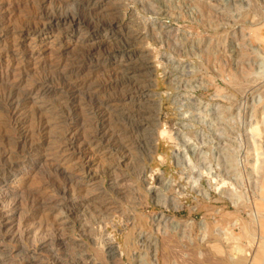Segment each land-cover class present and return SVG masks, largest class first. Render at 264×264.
<instances>
[{"label": "rangeland", "instance_id": "obj_1", "mask_svg": "<svg viewBox=\"0 0 264 264\" xmlns=\"http://www.w3.org/2000/svg\"><path fill=\"white\" fill-rule=\"evenodd\" d=\"M29 2L39 18L25 17ZM0 3L1 264H264V0ZM114 71L145 88L115 145L67 120L5 172L18 138L1 126L9 99L50 116L62 76L95 89ZM43 78L52 92L24 97ZM83 91L68 102L76 121L91 98H124Z\"/></svg>", "mask_w": 264, "mask_h": 264}, {"label": "bare ground", "instance_id": "obj_2", "mask_svg": "<svg viewBox=\"0 0 264 264\" xmlns=\"http://www.w3.org/2000/svg\"><path fill=\"white\" fill-rule=\"evenodd\" d=\"M20 0H10V3H12V10L17 13V8L21 7L20 5H18L17 3ZM22 2V0H21ZM63 2V1H62ZM35 3V4H34ZM64 3V2H63ZM1 4V3H0ZM11 5V4H10ZM1 6V5H0ZM70 6V5H69ZM13 8L15 10H13ZM22 8V7H21ZM40 5H36V2H33V4H27L26 5V10L27 12H25V17H27V19H37L36 17L39 18V15L41 16L40 12ZM47 9V8H46ZM23 11V10H22ZM76 12V11H75ZM6 13V12H5ZM20 13V12H19ZM50 14V13H49ZM45 14L43 13L42 16H44ZM74 15H77L74 13ZM70 16L67 15L66 13H64L63 15L59 14V12L54 11L53 14H51L49 16V20L56 18L57 20H65L67 17H69V19H73L75 16ZM3 16V15H2ZM11 16V15H10ZM47 16V15H46ZM9 17L8 15L6 16V18ZM15 17V16H14ZM35 17V18H34ZM3 18V17H2ZM1 18V19H2ZM83 18V17H82ZM19 19V18H18ZM3 20V19H2ZM7 20V19H6ZM10 19H8L9 21ZM13 20V19H12ZM16 20V18H15ZM20 20V19H19ZM18 20V21H19ZM48 20V21H49ZM77 20L80 22L82 21V19H78ZM88 20V19H87ZM98 21V20H97ZM13 22V21H12ZM15 22V21H14ZM33 22V21H32ZM92 22V21H91ZM25 23V22H24ZM94 23V22H93ZM92 23V24H93ZM106 23V22H105ZM31 24V23H30ZM36 24H38L36 22ZM89 24V22L87 23ZM11 25V24H10ZM86 25V23H85ZM36 26V25H35ZM43 26V25H42ZM8 27V22L7 25L2 27V31H4L5 29L7 30ZM107 25L105 24H95L91 27L92 30H97L100 28H106ZM14 29V28H13ZM5 30V31H6ZM2 33V32H1ZM25 33V32H24ZM6 34V33H5ZM7 46V45H6ZM2 48V47H1ZM0 48V49H1ZM1 52V51H0ZM13 53V52H12ZM87 54V53H86ZM77 59V58H76ZM39 60V59H38ZM40 61V60H39ZM51 63V62H50ZM18 64V63H17ZM33 64V62H32ZM12 65V64H11ZM21 65V64H20ZM17 65V66H20ZM46 65V63H45ZM71 65V64H70ZM49 66V65H48ZM39 67V65H38ZM42 67V66H41ZM64 67V66H63ZM97 68V67H96ZM17 69V68H16ZM68 70V67L66 68ZM101 68H98V70H100ZM113 69H111L112 71ZM92 71V70H91ZM102 71V70H101ZM110 71V70H109ZM18 73V72H17ZM22 73V72H21ZM103 73V72H102ZM113 76L111 75L110 77H107L106 82H108V85H105L104 87L101 84H96L97 86H95V89L92 88L90 85H87V81H78L76 79H73L71 77H61L60 78V83L59 85H61L63 87V91H64V97H62L64 101L63 107L61 110L60 109H56L52 108V113H50V116H46L45 114H38V112L35 111L33 112H22V102L21 99L17 100V97L11 98L8 100L7 104V111H6V117H7V122L5 120L6 124H3L1 126H3V128H5L4 125H6V127L11 128L14 132H16L18 134V138L17 141L14 143V149H10V150H5L3 152V156L4 159L3 162L6 164L5 165V172H9L8 170H10L11 168H15L17 165H19L21 163H24L23 160H27L28 159V155L29 152L28 151H24V148L26 146L27 143H29L30 145L36 146V148H40L41 146H43L44 144L47 145L50 142H52L55 138L54 133L52 132L54 130V128H60L62 127L61 124H65L67 120L70 121V123H73L72 127H68V131L71 132V130L78 132L79 130H83L85 132H91L92 133V138L97 139L101 142L105 141V143L107 144H111V142L114 144V142H118V137L119 134H117V132H121L122 130L126 131V129L134 127L135 124L138 122L137 121V117L139 116L138 114V109H136V107L138 106V104L135 106L133 104V102H139L140 98L144 97L143 93H141V88L143 87H138V86H133V82L131 83L130 81L124 82L122 84L117 83L118 81H122L125 80V77L123 78L121 76V74L119 72H113ZM16 74V73H15ZM69 74V73H68ZM105 74V73H104ZM22 75V74H21ZM110 75V73H109ZM106 76V75H104ZM102 76V77H104ZM124 76V75H123ZM49 77V76H48ZM101 77V78H102ZM131 77V76H130ZM22 78V77H21ZM76 78V77H74ZM105 78V77H104ZM10 79V78H9ZM17 79V78H16ZM81 79V78H80ZM86 79V78H85ZM84 79V80H85ZM100 79V78H99ZM131 79V78H130ZM83 80V79H82ZM111 80H116V82L112 83ZM14 81V80H13ZM34 81V80H33ZM36 81V80H35ZM104 81V79H103ZM2 82V81H1ZM25 82V81H24ZM101 82V80H100ZM123 82V81H122ZM15 83V82H14ZM52 83L54 84V80L51 79H39L36 82H32L30 84L29 87H31L30 92H27V94L24 95L27 96L26 98H28L30 96V94H32L31 92L33 90H35V92H40L41 94V98L42 96H44L46 93H51L52 91L50 90ZM89 83V82H88ZM103 83V82H102ZM26 84V83H25ZM92 84V83H91ZM94 84V83H93ZM92 84V85H93ZM124 84V85H123ZM23 85V84H22ZM29 85V84H28ZM26 86V85H25ZM123 86V87H122ZM27 87V86H26ZM61 87V88H62ZM75 89V91L79 94V92H81L82 90H84L85 92L88 90L90 92V89L93 90L94 92H102L104 91H109L110 90H115L120 91L121 94H123L122 97H124L122 100L120 99H115L113 101H102L97 99H93L92 94L93 91L90 93V101L87 105H86V109L84 111L85 115H82V113L80 115H82L83 119L81 121L78 120L76 121L75 118L73 119V117H71L73 115L72 111L75 109H69L68 108V102L71 101V99H73V90ZM145 88H143L144 90ZM53 90V89H52ZM83 91V92H84ZM89 92H87L89 94ZM86 93V94H87ZM38 95V94H37ZM62 95V94H61ZM83 95V94H82ZM34 95H32L33 97ZM119 96V95H118ZM35 97V96H34ZM77 97V96H76ZM25 98V99H26ZM30 98V97H29ZM44 98V97H43ZM87 98V97H86ZM24 99V100H25ZM55 99V98H54ZM57 99V98H56ZM77 99V98H76ZM42 101V100H41ZM49 101V100H47ZM53 101V100H52ZM78 101V100H77ZM76 101V102H77ZM24 102V101H23ZM40 102V101H39ZM46 102V101H45ZM75 102V103H76ZM112 102V103H109ZM44 103V101H43ZM47 103V102H46ZM55 103V102H54ZM59 103V102H58ZM80 103V102H78ZM51 104V103H49ZM61 104V105H62ZM59 105V104H58ZM82 105V104H81ZM40 106V105H39ZM45 106V105H44ZM47 106V104H46ZM77 107V106H76ZM80 107V105H79ZM25 108V107H24ZM27 108V107H26ZM38 108V107H37ZM50 108V107H49ZM60 108V107H59ZM84 108V107H83ZM43 109V108H42ZM28 110V109H27ZM81 110V109H80ZM79 110V111H80ZM38 111V110H37ZM78 111V110H77ZM51 112V111H49ZM77 116V114H76ZM79 116V115H78ZM80 117V116H79ZM54 119H60V121L58 122H54ZM80 121V122H79ZM56 128V129H57ZM63 130V129H62ZM69 132V133H70ZM53 133V135H52ZM60 134V132H58ZM66 134V133H64ZM57 136V135H56ZM63 136V135H62ZM124 136V135H123ZM59 137V136H58ZM64 140L63 141H59L60 144H66L69 145V143L73 142L75 143L77 140L74 139L71 136H67L64 135ZM123 140V139H122ZM57 142V141H56ZM121 142V141H120ZM54 143V141H53ZM81 143L83 144H87V140H83L81 141ZM58 144V142H57ZM56 144V145H57ZM55 145V144H54ZM115 145V144H114ZM52 146V145H51ZM61 146V145H60ZM111 146V145H110ZM29 147V146H28ZM50 147V146H49ZM48 147V148H49ZM54 147V146H53ZM56 147V146H55ZM75 147V146H74ZM118 147V146H117ZM34 148V147H33ZM35 148V149H36ZM53 149V148H52ZM56 149V148H55ZM86 149V148H85ZM27 150V149H25ZM49 150V149H47ZM58 150V149H57ZM56 151V150H55ZM36 152V150H35ZM8 156V157H7ZM115 156V155H114ZM90 157V156H89ZM117 157V156H116ZM125 157V156H124ZM34 158V157H33ZM113 158V157H112ZM120 158V155H119ZM35 159V158H34ZM114 159V158H113ZM29 161V160H28ZM27 162V161H26ZM29 164V163H28ZM4 172V171H3ZM9 176V175H8ZM67 178V177H64ZM64 180V179H63ZM65 181V180H64ZM4 181H0V184H4ZM66 183V182H64ZM67 184H63V189H62V194L65 196L66 191L68 189V187L66 186ZM54 188V187H53ZM62 188V187H61ZM37 189V188H36ZM60 189V188H59ZM69 190V189H68ZM73 191V190H72ZM69 192V191H68ZM57 193V192H56ZM56 195V194H55ZM40 198V197H39ZM14 199V198H12ZM12 201V200H11ZM14 201V200H13ZM17 206V205H15ZM12 207V206H11ZM19 207V206H18ZM17 207V208H18ZM16 208V207H15ZM14 208V212L15 209ZM19 209V208H18ZM17 209V210H18ZM13 213V212H12ZM14 215V214H13ZM22 221V220H21ZM53 222V220H52ZM32 224V223H31ZM25 225V224H24ZM49 225V224H48ZM3 226V225H2ZM1 226V227H2ZM23 226V225H22ZM20 227V226H19ZM4 228V227H3ZM18 228V227H17ZM26 230V228H24ZM2 234V233H1ZM2 242V241H1ZM6 256V255H5ZM1 258V257H0ZM4 260V259H3ZM257 263V262H256ZM0 264H1V260H0ZM229 264H240L239 261H232Z\"/></svg>", "mask_w": 264, "mask_h": 264}]
</instances>
